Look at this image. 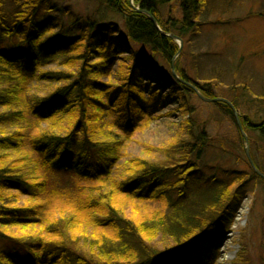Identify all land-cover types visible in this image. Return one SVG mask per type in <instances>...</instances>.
<instances>
[{
	"label": "trees",
	"instance_id": "16d2710c",
	"mask_svg": "<svg viewBox=\"0 0 264 264\" xmlns=\"http://www.w3.org/2000/svg\"><path fill=\"white\" fill-rule=\"evenodd\" d=\"M96 1L124 31L60 0H0V264H217L219 249L202 255L197 242L230 230L264 171L207 158L235 145L248 158L246 141L227 103L189 85L220 98L211 81L223 73L193 79L170 34L189 42L213 4L175 0V14L173 0ZM239 100L230 101L248 143L264 141V106ZM172 102L183 120L164 158L130 155L129 142ZM215 113L235 132L212 137ZM161 202L166 212L149 207ZM244 253L234 264H251Z\"/></svg>",
	"mask_w": 264,
	"mask_h": 264
},
{
	"label": "rangeland",
	"instance_id": "374dc122",
	"mask_svg": "<svg viewBox=\"0 0 264 264\" xmlns=\"http://www.w3.org/2000/svg\"><path fill=\"white\" fill-rule=\"evenodd\" d=\"M60 1L83 16L98 12L96 17L99 20L117 22L124 31L123 18L115 12L101 10L96 0ZM210 2L213 4L212 10L208 9L201 16L200 30L196 36L190 37V41L186 43L179 37L172 38L182 44L181 48L186 53L183 63L193 79L204 82L211 80L210 77L216 70L219 74L223 73L219 77L221 83L218 82L215 86V81H211L216 95L228 100L240 98L242 106L250 101L251 111L255 112L264 106V0H210ZM172 5L177 14L178 6L175 0L172 1ZM63 21L67 23V19ZM161 68L169 72L168 65L162 63ZM199 111L203 116L209 114L202 104ZM164 114V117L155 120L129 142L130 155L154 161L164 158L161 150L175 135L177 125L183 120L179 104L175 102L169 103ZM215 116L212 127H209L212 137H217L219 131L224 132L231 128L235 132L229 120H224V117L217 113ZM255 140L256 144L248 145L251 158L255 167L257 163L264 171V141L259 138H254V142ZM234 152L233 155L220 157L213 152L212 157L213 155L216 157L208 155L207 158L211 164L225 163L233 165L237 170H250L246 163L249 158H245L238 145H235ZM164 204L154 203L149 207L166 212L168 209ZM138 210L139 215L144 214L142 208ZM129 213L138 219V214L131 210ZM233 216L232 225L226 234L213 235L210 239L197 242L199 251L204 255L210 247H216L220 256L217 264H234L243 250L244 256H247L251 264H263L264 184L260 180L250 181L248 190L242 194Z\"/></svg>",
	"mask_w": 264,
	"mask_h": 264
},
{
	"label": "water",
	"instance_id": "95a60500",
	"mask_svg": "<svg viewBox=\"0 0 264 264\" xmlns=\"http://www.w3.org/2000/svg\"><path fill=\"white\" fill-rule=\"evenodd\" d=\"M152 19L154 20L156 26L158 27V23H157L156 19H155V18H152ZM158 28H159V27H158ZM159 29H160V28H159ZM170 36L173 37V38H176V37H177V36L174 35V34H172V35H170ZM181 46H182V44H181ZM172 66H173V70H174V72H175V61H174V60L172 61ZM189 85H191L192 88H194V89L197 91L198 95H199L204 101H206V102L222 101V102L227 103V104L233 109L234 114H235V116H236V120H237V122H238V125H239V127H240V129H241V131H242V135L244 136L245 141L248 143V137H247L246 133L243 131L242 124H241V121H240L239 113H238L237 109L235 108L234 104H233L230 100H228V99H226V98H206V97L203 96V94H201V92L199 91V89H198L195 85H192V84H189ZM245 150H246V154H247V156H248V158H249L251 164L255 167L254 162H253V160H252V158H251V154H250V151H249V147L247 146ZM255 168H256V167H255ZM258 173H259L261 176H263V178H264V174H262L260 171H258Z\"/></svg>",
	"mask_w": 264,
	"mask_h": 264
}]
</instances>
